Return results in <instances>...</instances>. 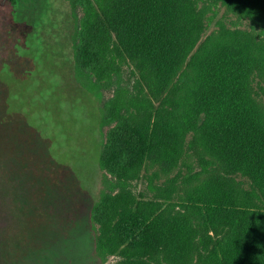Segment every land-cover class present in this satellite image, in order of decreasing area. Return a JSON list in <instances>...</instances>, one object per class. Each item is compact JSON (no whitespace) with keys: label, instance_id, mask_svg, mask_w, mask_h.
Here are the masks:
<instances>
[{"label":"trees","instance_id":"1","mask_svg":"<svg viewBox=\"0 0 264 264\" xmlns=\"http://www.w3.org/2000/svg\"><path fill=\"white\" fill-rule=\"evenodd\" d=\"M67 2L70 9L61 21L70 31L64 42L71 49L67 65L77 91L99 104L100 133L118 118L120 107L115 101L103 103V84L79 65L77 0ZM27 3L36 6L33 12L19 9ZM213 5L248 20L251 27L221 22L208 34ZM48 8L54 9L50 0H0V10L9 11L11 23L23 28L25 38L36 40L31 47L24 44V50L39 53L43 48L34 35L40 31L34 29L45 22L42 14ZM258 24H264V0H122L115 29L119 49L132 62L141 92L153 93L151 101L135 99L140 127L132 154L139 169L130 175L139 177L143 166L166 176L177 173L159 190L164 203L123 204L129 218L125 232L133 248L118 251L113 240L106 244L96 233L95 213L117 187L105 173L108 160L101 140L97 163L104 187L90 217L95 251L102 260L120 253L123 264H187L195 255L192 264H264V203L256 192L258 188L264 195V98L258 90L264 81V36L257 37L253 25ZM0 53L3 57V33ZM198 148V163L186 162L179 169L187 151ZM220 166L248 176L254 184L245 187L242 182L239 187L213 179L210 173ZM216 222L228 228L223 240L204 233Z\"/></svg>","mask_w":264,"mask_h":264},{"label":"rangeland","instance_id":"2","mask_svg":"<svg viewBox=\"0 0 264 264\" xmlns=\"http://www.w3.org/2000/svg\"><path fill=\"white\" fill-rule=\"evenodd\" d=\"M50 2L54 9L48 8L42 14L45 22L34 29L40 31L34 35L40 38V53L30 48L36 40L25 38L23 28L11 23L9 11L0 10V264H123L120 253L102 260L95 251L90 211L104 187L97 163L101 140L103 157L108 160L105 173L117 187L95 213L96 233L106 244L113 240L118 251L133 248L125 232L129 218L123 204L129 200L164 203L159 190L177 169L166 176L158 168L143 166L139 177L130 175L139 169L132 154L140 127V106L135 99L151 101L153 93L151 89L141 92L132 62L119 49L115 29L122 0H77L76 6L79 65L103 84V103L115 101L120 107L118 118L100 133L99 104L77 91L66 61L71 49L64 42L70 31L64 30L61 21L70 9L68 2ZM213 6L208 13V34L221 22L251 27L248 20L227 8ZM35 7L27 3L19 9L33 12ZM253 28L260 34L257 37L264 36V24ZM24 44L29 49L24 50ZM258 90L264 98V81ZM69 119L77 124L67 122ZM200 151H187L179 169L186 162L197 164ZM210 174L234 186L254 184L227 166ZM256 192L264 203L262 192L258 188ZM176 196L180 202L183 192ZM181 209L175 205V210ZM204 233L223 240L229 231L216 222ZM196 260L197 255L187 264Z\"/></svg>","mask_w":264,"mask_h":264}]
</instances>
